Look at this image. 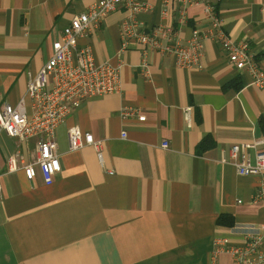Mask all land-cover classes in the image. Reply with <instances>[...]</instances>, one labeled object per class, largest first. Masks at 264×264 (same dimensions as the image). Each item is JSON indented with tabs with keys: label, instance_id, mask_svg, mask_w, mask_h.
Returning a JSON list of instances; mask_svg holds the SVG:
<instances>
[{
	"label": "crops",
	"instance_id": "obj_1",
	"mask_svg": "<svg viewBox=\"0 0 264 264\" xmlns=\"http://www.w3.org/2000/svg\"><path fill=\"white\" fill-rule=\"evenodd\" d=\"M96 1L0 0V106L18 103L27 73L43 66L63 29ZM147 1L155 9L139 19L167 22L164 0ZM209 1L226 32L248 41L264 69V0ZM188 15L184 39L193 27L208 28L202 6ZM125 17L120 8L78 41L98 62L124 64L121 92L88 98L58 126L61 171L53 184L38 168L34 180L21 169L9 172L13 154L33 160L36 138L0 133V264H211L215 239L240 244L246 230L264 223L263 205L252 203L260 178L221 161L232 144L264 135V88L251 85L211 39L196 68L154 49L144 56L137 43L121 52ZM231 82L241 88H228ZM124 109L135 114L124 117ZM73 126L103 142L102 161L91 145L70 150ZM206 136L214 146L198 153ZM221 214L233 225H218ZM219 263L232 264L231 256Z\"/></svg>",
	"mask_w": 264,
	"mask_h": 264
},
{
	"label": "built area",
	"instance_id": "obj_2",
	"mask_svg": "<svg viewBox=\"0 0 264 264\" xmlns=\"http://www.w3.org/2000/svg\"><path fill=\"white\" fill-rule=\"evenodd\" d=\"M202 6L208 28L193 27L190 38L184 39L180 30L189 21L188 9ZM123 8L126 17L121 24V52L131 44H139L146 55L148 49L163 54H173L178 66L201 67L204 42L213 40L223 49L229 62L240 72L250 77V84L264 88V69L258 63L255 52L246 40L233 39L223 27L215 6L209 0H164L162 16L167 22L148 25L139 19L141 14H150L154 5L147 0H97L89 8L74 16L59 39L53 42L48 60L36 73H27V91L17 104L0 106V133L5 132L19 141L36 138L35 156L25 162L18 152L8 159V171L23 170L29 180L36 177L38 168L44 183L51 185L61 171L60 155L57 152L56 129L91 97H100L121 92L123 63L98 62L90 45L79 48V39L86 37L105 18ZM170 22V23H169ZM146 67V63H143ZM191 108H187L189 117ZM135 110L124 109V117ZM126 137L125 133H122ZM70 150H79L91 145L99 159H103V142L79 126L68 129ZM168 148L167 142L163 143ZM264 135L251 142L232 144L222 155L223 163H231L240 176L260 178L252 197V203L264 207ZM20 163V164H19ZM2 182L0 177V194ZM238 200V203H241ZM246 240L233 244L228 238L214 240L211 264H220L219 258L229 254L232 264H264V223L244 232Z\"/></svg>",
	"mask_w": 264,
	"mask_h": 264
},
{
	"label": "trees",
	"instance_id": "obj_3",
	"mask_svg": "<svg viewBox=\"0 0 264 264\" xmlns=\"http://www.w3.org/2000/svg\"><path fill=\"white\" fill-rule=\"evenodd\" d=\"M228 88L234 87V89L238 90L241 88V84L233 85V82L229 83ZM214 141L211 136H206L203 141L198 146V153L203 152L204 150L213 147ZM234 223V219L231 215L221 214L217 219V224L222 226H231Z\"/></svg>",
	"mask_w": 264,
	"mask_h": 264
}]
</instances>
